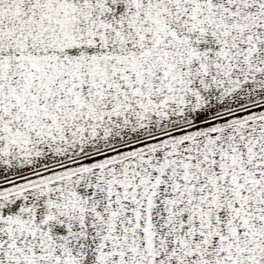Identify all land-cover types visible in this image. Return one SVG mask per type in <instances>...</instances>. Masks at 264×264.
<instances>
[{
  "label": "snow or ice",
  "instance_id": "obj_1",
  "mask_svg": "<svg viewBox=\"0 0 264 264\" xmlns=\"http://www.w3.org/2000/svg\"><path fill=\"white\" fill-rule=\"evenodd\" d=\"M0 264H264V0H0Z\"/></svg>",
  "mask_w": 264,
  "mask_h": 264
}]
</instances>
